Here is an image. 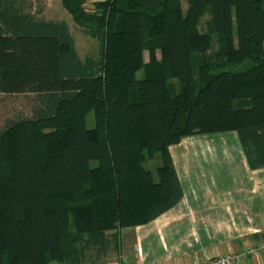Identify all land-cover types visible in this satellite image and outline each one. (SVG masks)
<instances>
[{
  "label": "trees",
  "instance_id": "trees-1",
  "mask_svg": "<svg viewBox=\"0 0 264 264\" xmlns=\"http://www.w3.org/2000/svg\"><path fill=\"white\" fill-rule=\"evenodd\" d=\"M61 4L96 54L80 58L37 0H0V93L30 104L0 127V264H102L121 229L181 199L182 138L235 132L264 168V0Z\"/></svg>",
  "mask_w": 264,
  "mask_h": 264
},
{
  "label": "crops",
  "instance_id": "crops-1",
  "mask_svg": "<svg viewBox=\"0 0 264 264\" xmlns=\"http://www.w3.org/2000/svg\"><path fill=\"white\" fill-rule=\"evenodd\" d=\"M223 133L233 134L231 144H212L204 135L220 133H211L189 136L198 144L188 149L180 146L187 137L170 146L181 199L152 221L121 229L103 264H192L264 239V168L250 169L236 133ZM187 153L190 161L175 160ZM241 264H264V253Z\"/></svg>",
  "mask_w": 264,
  "mask_h": 264
},
{
  "label": "rangeland",
  "instance_id": "rangeland-1",
  "mask_svg": "<svg viewBox=\"0 0 264 264\" xmlns=\"http://www.w3.org/2000/svg\"><path fill=\"white\" fill-rule=\"evenodd\" d=\"M41 6H47L46 9V16L47 18H53V19H62L64 20L73 37L75 40V49L80 56V58H83L87 54H96L98 51V44L95 39H93L90 36L85 35L81 29L77 26V24L73 21L72 16L66 11V9L61 5L60 0H37ZM93 3V0H85L86 7H90ZM183 9L186 7V2H182ZM209 19V15L205 13L198 22V27L201 31H206V22ZM217 48V41L216 36H212V49ZM144 59H148V55L145 52ZM136 76L138 78L142 77V70H139L136 73ZM170 84H172V87L175 92L179 90L178 81L177 79H170L168 80ZM174 85V86H173ZM30 104L27 98V95L24 94H13V95H4L0 93V127L3 126L4 122L8 118H14L17 115H26L29 111ZM94 124V118H93V112H89L86 116V125L88 128L93 127ZM205 137L209 138L211 137V143L217 144L220 146V144H224L223 142L227 144H231V139L233 138V134L228 133H220V134H213V135H204ZM198 143L195 142L194 138L187 137L184 139L180 146H184L185 148H190L192 146L197 145ZM179 157H186L187 159H184L185 161H190L192 155L187 154H180L179 156H175V160L178 162ZM160 164L159 156L156 154L153 158L145 159L143 165L145 168L151 170L154 180H157V174H156V168ZM106 261V258L104 262ZM102 261V264L104 263ZM50 264H59L57 262H52Z\"/></svg>",
  "mask_w": 264,
  "mask_h": 264
},
{
  "label": "built area",
  "instance_id": "built-area-1",
  "mask_svg": "<svg viewBox=\"0 0 264 264\" xmlns=\"http://www.w3.org/2000/svg\"><path fill=\"white\" fill-rule=\"evenodd\" d=\"M262 253H264V239L256 245H246L239 251L212 255L205 260L195 261L192 264H241L244 259L258 257Z\"/></svg>",
  "mask_w": 264,
  "mask_h": 264
}]
</instances>
